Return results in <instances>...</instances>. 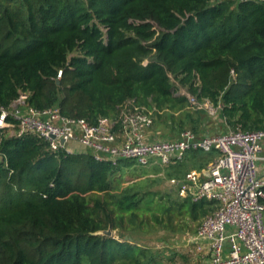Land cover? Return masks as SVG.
<instances>
[{
  "label": "trees",
  "instance_id": "1",
  "mask_svg": "<svg viewBox=\"0 0 264 264\" xmlns=\"http://www.w3.org/2000/svg\"><path fill=\"white\" fill-rule=\"evenodd\" d=\"M181 89L220 105L228 128L264 130V0H0V107L26 93L36 110L94 124L132 102L154 123L203 136L205 112ZM218 156L190 150L166 173L182 180ZM127 161L52 151L42 138L0 129V264L174 259L136 237L158 226L183 233L216 205L124 186ZM108 229L119 237L97 234Z\"/></svg>",
  "mask_w": 264,
  "mask_h": 264
},
{
  "label": "built area",
  "instance_id": "2",
  "mask_svg": "<svg viewBox=\"0 0 264 264\" xmlns=\"http://www.w3.org/2000/svg\"><path fill=\"white\" fill-rule=\"evenodd\" d=\"M62 74L60 70L58 78ZM180 93L193 110L217 115L221 109L184 89ZM27 99L28 94H21L10 109L0 107V129L19 137L42 138L52 151L71 152L67 144L77 142L99 162L117 166L121 160H131L142 167L176 165L190 150L217 151L219 156L204 170H191L182 180H168L181 197L195 202L206 199L216 205L191 240L199 249L208 250L210 264H264V178L259 170L264 161V130L229 128L224 134L204 136L186 130L178 139L147 141L146 131L154 125L153 111L132 102L118 119L102 118L92 124L63 117L57 108L36 110Z\"/></svg>",
  "mask_w": 264,
  "mask_h": 264
},
{
  "label": "rangeland",
  "instance_id": "3",
  "mask_svg": "<svg viewBox=\"0 0 264 264\" xmlns=\"http://www.w3.org/2000/svg\"><path fill=\"white\" fill-rule=\"evenodd\" d=\"M205 112V120L210 124L212 129V135L224 134L229 129L225 125L220 124L219 121L220 111L217 115H212L208 110H204ZM158 120V119H156ZM220 122V123H219ZM157 123V121H156ZM163 124V123H162ZM163 124L164 128L168 126ZM168 131L164 129V134L161 136L163 138H169V135L166 134ZM168 167H160L157 166L152 167H142L138 166L135 162L129 160L123 164H121V174H122V182L124 186L129 184H137L139 182H143L144 190H151L153 192H166L168 189H173L177 194V188L170 184L168 180L171 178L168 177L166 170ZM178 179V178H177ZM181 180V179H180ZM201 223H191V228L186 230L183 233H174L170 231H166L162 227L159 228L152 234L143 235L138 238V242L143 247H148L153 249L156 252L168 251L173 255L174 259L165 260L166 264H194L195 262V245L190 241L193 236L197 233ZM118 231H113V236L119 237ZM168 254V255H170Z\"/></svg>",
  "mask_w": 264,
  "mask_h": 264
},
{
  "label": "crops",
  "instance_id": "4",
  "mask_svg": "<svg viewBox=\"0 0 264 264\" xmlns=\"http://www.w3.org/2000/svg\"><path fill=\"white\" fill-rule=\"evenodd\" d=\"M219 121L221 122V123L219 122L220 124L226 126V124L224 123V121H223V119L221 117H219ZM211 127L212 126H210V124L207 123V121L205 120L204 124H203V128H204V131H205L204 135H212L213 132H212ZM164 129L168 131L167 133H170V134H166V135L167 136L169 135V137H171L172 139H178L180 137V134H181L180 132L172 131L169 127L164 128L163 124H161L159 122H157V123L155 122L154 125L149 130L146 131V140L147 141H152V140L161 139V136L164 134L163 133ZM163 139H169V138H163ZM67 148L71 152H74V153L86 152V149L84 147H82V145H80L77 142L68 143L67 144ZM157 168H160V167L157 166ZM193 170H195V169H193ZM259 170H260L261 177L264 178V161H261L259 163ZM190 241H192V240H190ZM192 244L195 245V262H194V264H210L211 255L208 252V250L206 248L199 249L198 245H196L193 241H192Z\"/></svg>",
  "mask_w": 264,
  "mask_h": 264
},
{
  "label": "water",
  "instance_id": "5",
  "mask_svg": "<svg viewBox=\"0 0 264 264\" xmlns=\"http://www.w3.org/2000/svg\"><path fill=\"white\" fill-rule=\"evenodd\" d=\"M180 185H183V183H181ZM99 233L104 234V235L109 236V237L113 236V231L111 229H108V230L103 231V232H98L97 234H99Z\"/></svg>",
  "mask_w": 264,
  "mask_h": 264
}]
</instances>
